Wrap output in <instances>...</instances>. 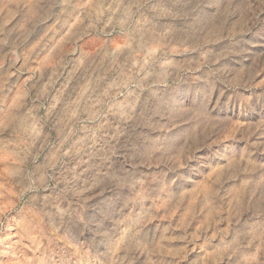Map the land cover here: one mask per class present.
Returning <instances> with one entry per match:
<instances>
[{
  "label": "rangeland",
  "instance_id": "1",
  "mask_svg": "<svg viewBox=\"0 0 264 264\" xmlns=\"http://www.w3.org/2000/svg\"><path fill=\"white\" fill-rule=\"evenodd\" d=\"M0 264H264V0H0Z\"/></svg>",
  "mask_w": 264,
  "mask_h": 264
}]
</instances>
